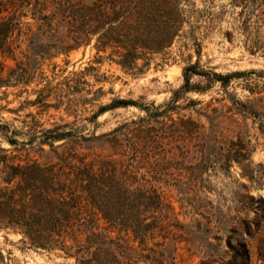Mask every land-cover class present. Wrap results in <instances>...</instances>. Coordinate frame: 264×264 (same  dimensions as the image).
I'll list each match as a JSON object with an SVG mask.
<instances>
[{"label": "rangeland", "instance_id": "374dc122", "mask_svg": "<svg viewBox=\"0 0 264 264\" xmlns=\"http://www.w3.org/2000/svg\"><path fill=\"white\" fill-rule=\"evenodd\" d=\"M93 1L62 0L61 7L68 14L72 9ZM101 1L102 7L108 11L118 10L124 1L127 4L129 1L136 4L142 2ZM147 1L159 18L165 16L169 9L174 10L176 4L181 23L172 44L148 56V64L138 73L124 71L112 61L108 57L111 48L97 53L96 36H91L89 43L67 52H58L52 48L49 55L32 54L28 49L27 38L37 29V21L32 17L29 7L18 9L16 5L9 6L2 15L15 11L19 15L22 33L13 55L1 56L0 60L4 65V75L12 68H25L22 81H27V84L20 82L14 86L0 87V118L21 128L22 120L32 117H26L31 112L35 120L42 123V128L52 127L55 123H69V126L78 128L84 136L110 133L93 144L77 143L76 153L84 157V161H93L95 166L107 163L108 169L121 182L119 188L134 189L137 186L136 180L139 184H145L143 178L150 179L153 187L166 193L167 199L174 206L177 222L184 224L185 231L192 233L190 240H185V236H180L183 232L171 226L172 231L167 237L155 233L153 237L147 238L146 250L141 251L129 233H119L118 228L109 227L100 220L98 230L117 241L118 247L114 245L113 248L116 256L112 251L86 254L83 259L89 260V264H151L153 254L149 255L150 250L156 251L162 264H200L203 252H209L213 264L243 263L244 257L240 250H232L227 245L228 236L231 237V245L235 247L239 240L247 241L250 264H264V0ZM56 3V0H46L45 13H51ZM64 25L59 28V32L55 31L57 35H63L71 29L69 24ZM138 64H142V60H138ZM191 64L217 73L238 74L230 78L225 88L220 81L210 82L203 75L192 74L190 85L206 87L205 91L192 89L182 93L180 88L185 82L183 69ZM91 65L95 69L85 75L90 85L86 87L92 91L101 87L103 93L96 95L93 104L81 108L76 117L62 109H48L38 113L37 106L28 104V100L36 97L34 90L48 82L49 86H53L64 77L73 76L75 72ZM175 90L179 91L176 105L184 106L191 99L199 100L201 103L194 109L209 104L207 113L219 115L216 126L211 128L206 116L198 115L192 108L181 109L179 112L174 110L171 114L173 119L182 115L199 119L204 127L199 129L198 134L201 132L212 137L207 147L198 136L187 138L184 142L186 145L180 143L181 147L175 145V142L164 140L156 148L134 136L138 127H150L154 131H160L162 127L138 105H148L149 111H154V107L161 109L171 100ZM236 98L249 102L254 112L244 116L228 110L227 106H232ZM113 99H127L137 105H120L104 111L94 121L87 119L99 105L109 104ZM213 109H217V112L212 113ZM160 119L168 121L166 117ZM121 125L127 135L119 146V139L117 143L109 139L115 134L119 136ZM113 130L115 132L111 133ZM128 138L135 143L130 145ZM0 146L10 148V152L19 155L23 162L31 159L44 161L37 151L38 145L33 149L27 150V146L26 149L16 151L0 137ZM42 146L46 151L50 149L48 144ZM240 149L244 158L233 160L227 168V152L238 155ZM155 159L171 161L168 173L149 172V165H153ZM176 161H181V164ZM197 162L206 164V173H202L203 168L195 172L190 169ZM128 163L133 166L127 168ZM135 165L143 166L136 171ZM130 173H139L136 180ZM179 196L184 197L183 207L177 201ZM218 237H221V241ZM119 244H127L129 247L121 252L123 250ZM93 249L94 246H91L90 250ZM0 264L77 262L61 249L37 248L22 234L0 229Z\"/></svg>", "mask_w": 264, "mask_h": 264}, {"label": "trees", "instance_id": "16d2710c", "mask_svg": "<svg viewBox=\"0 0 264 264\" xmlns=\"http://www.w3.org/2000/svg\"><path fill=\"white\" fill-rule=\"evenodd\" d=\"M56 6L51 13H45L46 0H0V57L13 55L21 35L19 28V15L15 11L8 12L9 6L16 5L21 9L29 7L31 15L37 21V29L28 36V49L32 54L39 53L49 55V50L57 49L58 52H67L78 48L81 44L90 42L91 36H96L95 48L97 53L106 52L111 48L108 57L117 63L124 71L141 72L148 64L151 54L159 53L170 46L174 37L178 34L181 17L176 4L174 10L169 9L165 16L159 18L150 9L147 0L136 4L133 1L121 2L118 10L108 11L102 7L101 0H95L89 4H82L77 9H72L65 14L62 0H56ZM113 8V7H112ZM148 9V11H146ZM94 13V14H93ZM72 17V18H71ZM79 20V22H78ZM70 25L71 29L63 35H57L59 28ZM178 23V24H177ZM113 56H116L114 59ZM100 57V55H99ZM142 60V64H138ZM95 69L92 65L75 72L73 76L64 77L55 85L49 86V82L43 87L34 90L36 97L28 100L29 105L39 108L38 113L48 109L64 110L68 115L77 116L78 111L85 109L87 104H93L97 94L103 93L102 88L92 91L85 79L87 72ZM4 65L0 60V87L14 86L22 81L26 70L23 67L12 68L4 75ZM184 84L180 88L182 93L190 90L203 92L206 87H194L190 85L192 74L203 75L210 82L220 81L223 88L227 86L232 76L238 73H217L210 70L197 68L196 65H187L183 69ZM90 86V85H89ZM92 94V97L86 95ZM179 91H173L171 100L163 108L154 107L149 111L148 105H138L145 110L148 117L158 122L162 127L159 130L135 129L134 136L144 143L158 147L164 140L175 142V145L183 143L191 137H200L202 144L212 140L210 134L203 135L198 131L204 124L199 119H192L184 115L173 119L174 110L193 109L198 115H204L210 122V127L216 126L218 114H208L207 104L204 108L194 107L200 104L199 100H189L188 104L178 106L175 104ZM249 102L238 98L233 99L232 106L228 110L240 113L244 116L253 113L254 109ZM137 105L127 99H113L109 104L99 105L97 110L87 118L94 121L104 111L120 105ZM216 113L217 109H213ZM28 120H22V127L17 128L8 121L0 118V137H2L14 150L33 149L38 145L40 157L44 161L31 159L21 161L19 155L12 154L10 148L0 146V229H7L22 234L23 238L37 248L61 249L67 256L76 259L77 264H89V260L83 259L86 254L100 251L114 252L117 241L108 238L103 231L98 230L99 221L102 220L109 227L118 228L119 233L130 234L133 241H137L141 251L146 250L147 238L158 233L163 238L170 234V227L182 231L180 236L190 240L192 233L185 231V225L180 224L174 218V206L167 199L163 190L153 187L150 179L146 183H138L135 179L139 173H130L137 186L134 189L128 187L119 188L121 183L107 163L95 166L93 161H84L76 153L77 143L88 142L93 144L101 135L84 136L78 128L69 126V123H55L52 127L42 128V123L35 120L34 114L27 113ZM168 118V121L160 119ZM40 126V129H39ZM123 125L119 126V136L116 134L109 139L119 146L126 139V131ZM115 132V130L111 131ZM130 145L135 141L128 138ZM56 142H60L55 145ZM43 144H48L50 149L46 151ZM93 146V145H88ZM180 145L179 147H181ZM241 149L244 147L241 145ZM90 148V147H88ZM59 149H62L59 151ZM227 152V168L230 163L244 158V154ZM235 152V151H234ZM156 154V153H155ZM182 155V152H181ZM241 157H238V156ZM147 156V155H146ZM240 158V159H239ZM181 164V161H176ZM133 166L128 163L127 168ZM143 165H135L139 171ZM151 173H168L171 161L155 159L154 164L149 165ZM203 168L206 173V164L197 162L190 169ZM178 173H182L179 171ZM145 185L149 187H144ZM183 196L177 201L183 207ZM174 219V220H173ZM191 234V235H190ZM190 235V237H186ZM227 245L230 249L240 250L244 262L250 264V255L247 241L239 240L237 246H232L230 236L227 237ZM221 241V237L217 238ZM94 246L93 251L90 250ZM123 251L129 246L119 244ZM153 254L151 264H162V259L156 251ZM124 255V254H123ZM172 258V257H171ZM200 264H213L209 252L201 253Z\"/></svg>", "mask_w": 264, "mask_h": 264}]
</instances>
